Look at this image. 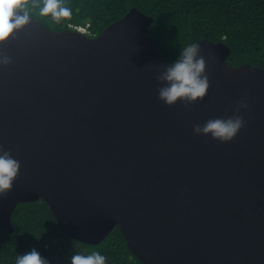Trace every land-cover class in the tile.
I'll return each mask as SVG.
<instances>
[{"label":"water","instance_id":"1","mask_svg":"<svg viewBox=\"0 0 264 264\" xmlns=\"http://www.w3.org/2000/svg\"><path fill=\"white\" fill-rule=\"evenodd\" d=\"M26 14L0 41V146L21 165L0 227L14 232L16 207L43 199L77 241L119 226L144 264H264V69L201 40L205 98L167 107L153 17L133 8L89 37ZM241 100L231 142L194 134Z\"/></svg>","mask_w":264,"mask_h":264},{"label":"trees","instance_id":"2","mask_svg":"<svg viewBox=\"0 0 264 264\" xmlns=\"http://www.w3.org/2000/svg\"><path fill=\"white\" fill-rule=\"evenodd\" d=\"M71 15L59 21L40 15L43 0H22L19 9L53 30L90 24L93 36L137 8L154 18L149 35L172 63L180 51L201 40L223 42L231 48L232 66L249 63L264 69V0H61ZM14 232L0 227V264H15L17 255L36 249L49 264H70L75 253L100 252L106 264H144L129 249L116 226L98 245L73 239L57 223L47 203H20L13 215Z\"/></svg>","mask_w":264,"mask_h":264},{"label":"clouds","instance_id":"3","mask_svg":"<svg viewBox=\"0 0 264 264\" xmlns=\"http://www.w3.org/2000/svg\"><path fill=\"white\" fill-rule=\"evenodd\" d=\"M22 7V0H0V41L6 40L13 30L27 22V14L20 15L17 9ZM40 15L51 16L59 21L71 15L67 7L62 6L61 0H43ZM198 44L184 47L178 58L163 67L156 77L158 99L167 107H174L178 102L183 103L186 109L205 98L209 88V77L206 73V60L201 55ZM5 64L9 61L5 60ZM247 103L241 100L237 103L235 113L228 118H214L207 120L203 125L193 126L197 136L211 137L221 143L231 142L245 126L244 118L240 115L241 109H246ZM20 163L14 159L9 151L0 146V198H6L13 188V182L18 176ZM15 264H49L36 250L17 255ZM70 264H106V257L100 252L90 254L75 253L70 256Z\"/></svg>","mask_w":264,"mask_h":264},{"label":"built area","instance_id":"4","mask_svg":"<svg viewBox=\"0 0 264 264\" xmlns=\"http://www.w3.org/2000/svg\"><path fill=\"white\" fill-rule=\"evenodd\" d=\"M70 30L83 33L89 37H94L93 36L94 33L90 24H86V25L71 24Z\"/></svg>","mask_w":264,"mask_h":264}]
</instances>
